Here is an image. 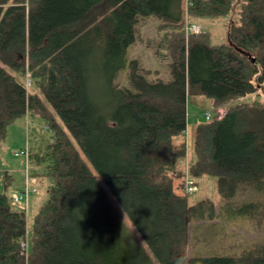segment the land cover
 Listing matches in <instances>:
<instances>
[{
	"label": "trees",
	"instance_id": "1",
	"mask_svg": "<svg viewBox=\"0 0 264 264\" xmlns=\"http://www.w3.org/2000/svg\"><path fill=\"white\" fill-rule=\"evenodd\" d=\"M185 1L0 0V136L41 117L51 135L29 147V163H47L52 180L29 235L27 210L0 193V264H264V244L246 260L189 255L193 221L219 209L191 202L178 167L188 96L211 97L226 113L198 125L189 171L217 177L226 204L251 183L260 196L238 211L264 221V0H239L227 43L187 31L184 13L228 20L237 0ZM151 15L162 20L157 56L173 58L169 82L128 65L136 24Z\"/></svg>",
	"mask_w": 264,
	"mask_h": 264
},
{
	"label": "rangeland",
	"instance_id": "2",
	"mask_svg": "<svg viewBox=\"0 0 264 264\" xmlns=\"http://www.w3.org/2000/svg\"><path fill=\"white\" fill-rule=\"evenodd\" d=\"M236 1L228 20L224 17L199 18L194 21L190 19L185 10V25L196 24L200 30L211 33L215 43H227L230 40L231 23L234 21L237 9ZM187 5V1H185ZM162 20L156 15L141 17L136 24V40L128 50V65L130 59H136L142 70H150L156 73L163 81L173 80L172 57L161 59L156 54V47L160 39L159 26ZM188 31V30H187ZM128 70L122 75L119 82L121 85H128ZM152 77H155L152 75ZM27 79V78H26ZM27 79V85L28 84ZM253 95L249 97L252 99ZM226 109L220 107L217 111L213 105V98L200 93H190L187 99V130L184 140L186 141V150L182 158L178 160V167L183 171L185 180L190 178L198 185L193 195L190 196L192 203H198L203 199L212 201L218 207L217 215L213 219L203 221H193L190 233V246L188 253L193 257L203 256H232L243 259L254 258L258 255L259 247L264 244V221L260 224L256 219L246 217L239 213V205L245 201L253 200L260 196L257 189L251 183H244L246 187L237 189L235 197L233 196L230 204L222 200L219 189V180L215 176L193 175L190 173V165L196 160L195 138L197 127L201 123L209 121L215 117L222 118ZM51 135L50 130L46 129L45 121L39 116L23 115L15 119L6 127L4 135L0 136V193H6L14 198L16 194L25 189L27 178V168L30 167L31 185L37 187L38 191L33 195L34 204L30 207L29 202H16V208H25L27 210L28 230L33 226L35 216L43 202L48 199V187L52 180L43 176L46 164L36 166L34 162L29 163L24 154H21L27 147L34 150L38 149L40 139L47 140ZM30 151V150H29ZM19 153V155H18ZM45 166V167H44ZM39 173V174H38ZM180 181V180H178ZM107 189L110 201L118 214L123 219L126 226L135 231L132 221L126 216L120 204L103 181ZM32 198V199H33ZM234 206V209H230ZM28 245V240H26ZM28 247V246H27ZM145 248L147 246L145 245Z\"/></svg>",
	"mask_w": 264,
	"mask_h": 264
},
{
	"label": "built area",
	"instance_id": "3",
	"mask_svg": "<svg viewBox=\"0 0 264 264\" xmlns=\"http://www.w3.org/2000/svg\"><path fill=\"white\" fill-rule=\"evenodd\" d=\"M187 1V5L191 4V0H186ZM187 30L190 32H201L200 27L197 26L196 24H190L187 26ZM28 84H31L30 79L28 80ZM207 119H210L211 116L207 115L206 116ZM21 154H24L27 158V161H29V148L27 147L23 152H21ZM19 155V153H18ZM27 173L29 172L28 170H26ZM27 180H26V185H25V189L21 192H19L17 195H15L14 197V201L15 202H29L31 196L37 191V189L35 187H33L31 185V179L29 174L27 175ZM186 185H187V191L189 194H193L196 192V190H198V185L194 182V180L187 178L186 180ZM25 247H27V243L24 244Z\"/></svg>",
	"mask_w": 264,
	"mask_h": 264
},
{
	"label": "crops",
	"instance_id": "4",
	"mask_svg": "<svg viewBox=\"0 0 264 264\" xmlns=\"http://www.w3.org/2000/svg\"><path fill=\"white\" fill-rule=\"evenodd\" d=\"M32 198H33V196H32L31 199H30V207H31V205L34 204V200H35L34 198H33V199H32Z\"/></svg>",
	"mask_w": 264,
	"mask_h": 264
},
{
	"label": "water",
	"instance_id": "5",
	"mask_svg": "<svg viewBox=\"0 0 264 264\" xmlns=\"http://www.w3.org/2000/svg\"><path fill=\"white\" fill-rule=\"evenodd\" d=\"M252 61H253V63H254V62H256V59L254 58Z\"/></svg>",
	"mask_w": 264,
	"mask_h": 264
}]
</instances>
